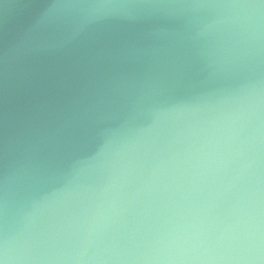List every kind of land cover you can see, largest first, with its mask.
Instances as JSON below:
<instances>
[{
  "label": "water",
  "instance_id": "water-1",
  "mask_svg": "<svg viewBox=\"0 0 264 264\" xmlns=\"http://www.w3.org/2000/svg\"><path fill=\"white\" fill-rule=\"evenodd\" d=\"M3 264H264V0H0Z\"/></svg>",
  "mask_w": 264,
  "mask_h": 264
},
{
  "label": "clouds",
  "instance_id": "clouds-1",
  "mask_svg": "<svg viewBox=\"0 0 264 264\" xmlns=\"http://www.w3.org/2000/svg\"><path fill=\"white\" fill-rule=\"evenodd\" d=\"M0 264H3V262H2V261H0Z\"/></svg>",
  "mask_w": 264,
  "mask_h": 264
}]
</instances>
